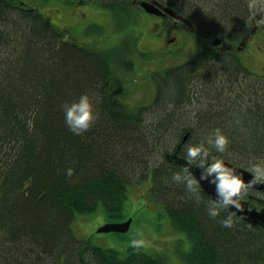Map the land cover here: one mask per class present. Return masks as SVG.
<instances>
[{
  "label": "trees",
  "instance_id": "obj_1",
  "mask_svg": "<svg viewBox=\"0 0 264 264\" xmlns=\"http://www.w3.org/2000/svg\"><path fill=\"white\" fill-rule=\"evenodd\" d=\"M27 1L0 0V264H168L158 254L121 256L93 247L72 231L77 214L100 205L110 219L121 217L128 186L148 180L153 200L191 240L184 264H254L264 251V231L236 216L232 228L223 227L226 210L211 218L212 198L200 187L198 199L172 177L183 175L174 155L186 160L187 148L206 144L216 129L230 143L224 153L206 144L208 163L213 157L237 165L264 159V84L253 90L245 82L241 89L235 62L206 63L198 53L156 76L151 106L132 108L112 89L119 74L134 71L141 52L134 38L82 45L76 33H103L89 23L74 32L72 21L86 23L82 10L46 13L38 5L50 0ZM63 1L109 10L119 32L138 22V0ZM179 1L211 29L231 32L246 13L242 0H207L209 6L198 9L191 0ZM83 94L99 119L75 135L63 106Z\"/></svg>",
  "mask_w": 264,
  "mask_h": 264
},
{
  "label": "rangeland",
  "instance_id": "obj_2",
  "mask_svg": "<svg viewBox=\"0 0 264 264\" xmlns=\"http://www.w3.org/2000/svg\"><path fill=\"white\" fill-rule=\"evenodd\" d=\"M165 1L170 4L169 1L171 0ZM25 2L29 3L27 0ZM33 3L30 2L31 5ZM79 5L81 6L80 8H78ZM79 5L72 7L71 5H66L63 0H50L48 4L38 5V7H40L42 12L46 13L50 9H60L66 11V13H74L75 11L81 13L82 10V13H85L84 21L86 23H82L78 19L72 21L70 25L74 32L77 28L79 30L80 27L88 23L86 27H91L93 24L95 25L94 28L101 27L103 30L102 34L91 31V33L85 34L82 32L76 33L75 37L79 36L78 43L80 42L82 45L102 41L108 46L114 44V42H119L127 35L134 38L133 40L137 44L136 48L138 47L137 49L140 48L142 51H138L139 55L133 58L134 71L128 73L127 76L119 74L117 83L119 86H115L112 89L114 98L119 103L132 108L146 107L153 104L154 87L157 84L156 76L162 74L167 68L182 66L200 52L204 57L207 56L206 63L222 64V59L227 57L226 55H217L207 50L209 49L211 38L198 41L195 36H184V38H178L174 44L170 45L169 43H173L174 37L170 17H156L157 15L148 13L145 9L136 6L137 24L132 25L125 32L122 31V33L115 29L109 10L89 2L80 3ZM76 8L78 9L76 10ZM178 9L184 11L190 17L192 15V17L199 18L198 13L188 6L183 5L180 8L178 6ZM181 27L185 33L190 32V30H186V26L181 25ZM205 51L209 53H204ZM245 78L243 83H241L239 78V88L245 82L253 90L264 84L252 77ZM120 86L123 87L120 89ZM115 91L118 92L116 93ZM253 163L258 162L253 161L247 165L234 164V166L250 172L249 169ZM151 185V180H148L143 184L128 186L127 199L124 202L122 216L118 219H110L101 205L93 213L86 215L77 214L72 222V231L75 237L91 244L93 247L102 248L105 251L118 252L121 256H126L130 250L142 251L151 255L164 256L168 264H184V255L191 251V240L185 232L174 228L166 209L153 200L154 198L150 191ZM229 212H232L230 207L228 214ZM109 224L127 226V231L123 233L99 232ZM139 233L143 234L144 239L151 241L150 247L136 250L130 246L132 239L140 238ZM254 264L261 263L255 262Z\"/></svg>",
  "mask_w": 264,
  "mask_h": 264
},
{
  "label": "clouds",
  "instance_id": "obj_3",
  "mask_svg": "<svg viewBox=\"0 0 264 264\" xmlns=\"http://www.w3.org/2000/svg\"><path fill=\"white\" fill-rule=\"evenodd\" d=\"M257 0H249V8H256ZM264 24V19L258 21ZM65 113V123L69 130L75 135H82L90 130V128L99 119V114L94 110V104L87 94H83L78 100L71 104L63 106ZM230 141L227 136L216 129L213 134H210L206 139V144L215 148L219 153L227 151ZM204 141L198 145H191L187 148L186 161L188 165H195L203 169L201 179H208L212 176L211 183L216 185L218 199L212 200L208 204V214L215 219L220 215L221 210H229L230 206H234L237 211L243 210L241 203L244 200L253 186L260 183L264 184V159H260L258 163H253L249 171L252 173L253 179L248 182L242 177V174H237L236 169L228 166L221 158H212L211 163H208L211 154V148L206 146ZM183 175L175 173L172 180L176 183H184L189 192L196 193L199 199L198 190L200 188L199 181L193 176L188 167H183ZM74 170L69 168L66 175L71 177ZM214 174V175H213ZM236 212H229L226 219L221 221L225 228L234 226L233 216ZM140 238H134L130 241V246L133 249H146L151 246V241L143 238V234H138Z\"/></svg>",
  "mask_w": 264,
  "mask_h": 264
},
{
  "label": "flooded vegetation",
  "instance_id": "obj_4",
  "mask_svg": "<svg viewBox=\"0 0 264 264\" xmlns=\"http://www.w3.org/2000/svg\"><path fill=\"white\" fill-rule=\"evenodd\" d=\"M143 1L153 3L162 9L161 16L158 17H170L172 20L174 37L173 43H169L170 45L174 44L178 38H184V36H195L198 41L211 38L209 49L207 50L217 55H226V59L235 62L240 68V80L244 81L245 77H252L264 83V24L258 23V21L264 19V0H257L255 9L249 8V0H242L246 13L240 18L241 22L238 27L231 32L225 29L208 28L204 23H200L199 18L186 15L184 11L178 9V6L179 8L182 6L179 0H171L169 1L170 4L165 0ZM191 1L194 2V5H197V8L209 6V1L207 0ZM136 3L138 4L139 2L137 1ZM164 9H168L169 13H166ZM180 24L186 26V30H190V32L185 33ZM216 40L221 41V44L214 45ZM204 53L209 52L205 51ZM155 95L156 86L154 87V99ZM241 202L247 208V215L243 217L236 214L237 216H235L246 221L252 228L264 231V184L258 183L254 185L247 197ZM226 214L228 215V210H226ZM255 262L264 264V251L258 255Z\"/></svg>",
  "mask_w": 264,
  "mask_h": 264
},
{
  "label": "water",
  "instance_id": "obj_5",
  "mask_svg": "<svg viewBox=\"0 0 264 264\" xmlns=\"http://www.w3.org/2000/svg\"><path fill=\"white\" fill-rule=\"evenodd\" d=\"M140 5L148 13H151V14H154V15H157V16H161L162 9L160 7H158L157 5H155L153 3H146V2H143ZM164 11L166 13H169L168 9H164ZM214 42H215L214 45H220L221 44V41H218V40H216ZM177 160H178V163L180 165H182L183 167H188L189 168V170L192 172L194 177L199 181L200 187L202 188V190L207 195L211 196L213 200L219 198L218 194H217V191H216V185L210 182L213 179L212 176H209L208 179H201V176H202L203 171H204L203 169H201L199 167H196L194 165H188V162L185 159L177 157ZM224 162L228 166L236 169L237 174H242V177L245 180V182H248L251 179H253L252 174L249 173L248 171H246L244 169H241L238 166H234V164H232V163H230L228 161L224 160ZM242 205H243V210L242 211H237L234 206H230V209H231L232 212H236L237 215H240V216L244 217V216L247 215L248 211H247V208H246L245 204L242 203ZM126 231H127V226L109 224V225H106L104 228H102L99 232H101V233H109V232H121V233H123V232H126Z\"/></svg>",
  "mask_w": 264,
  "mask_h": 264
}]
</instances>
